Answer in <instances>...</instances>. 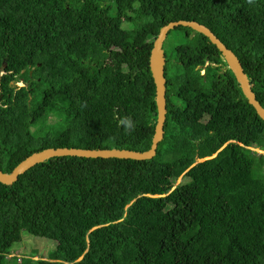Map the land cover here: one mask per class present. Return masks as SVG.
Instances as JSON below:
<instances>
[{
  "label": "trees",
  "instance_id": "1",
  "mask_svg": "<svg viewBox=\"0 0 264 264\" xmlns=\"http://www.w3.org/2000/svg\"><path fill=\"white\" fill-rule=\"evenodd\" d=\"M181 20L236 54L264 107V0H0L1 169L50 148L150 150V55ZM177 29L157 155L53 158L0 183V264H264V155L251 150L264 121L216 46ZM23 230L56 252L9 260Z\"/></svg>",
  "mask_w": 264,
  "mask_h": 264
},
{
  "label": "water",
  "instance_id": "2",
  "mask_svg": "<svg viewBox=\"0 0 264 264\" xmlns=\"http://www.w3.org/2000/svg\"><path fill=\"white\" fill-rule=\"evenodd\" d=\"M179 27L190 28L193 34L200 33L207 37L221 53L228 68L234 74L239 83L243 95L249 105H251L257 115L264 121V107L257 99L254 92V83L245 73L244 68L236 54L209 29L207 26L195 21H177L164 26L156 38L150 55V70L156 86V106L157 125L150 150L138 152L127 149H80V148H50L41 152H36L23 160L11 173H6L0 168V183L12 186L18 182L19 177L35 166L53 158L77 157L85 159H123L145 161L151 160L157 155L159 144L165 137V124L167 120V78L165 75L167 60L165 57L164 44L169 33ZM6 66V65H5ZM2 96H0V100ZM215 157V156H214ZM213 157V158H214Z\"/></svg>",
  "mask_w": 264,
  "mask_h": 264
},
{
  "label": "rangeland",
  "instance_id": "3",
  "mask_svg": "<svg viewBox=\"0 0 264 264\" xmlns=\"http://www.w3.org/2000/svg\"><path fill=\"white\" fill-rule=\"evenodd\" d=\"M183 37V31L182 30H174L172 37H170L169 40H167L165 42L164 45V50H166L167 54H169V45H174V43L176 41H179L181 38ZM226 68L224 67V70ZM202 74H204V72H201ZM23 85H20V88ZM253 152H256L258 154L264 155V152L258 150V149H254L253 148ZM197 162H199V160H197ZM180 183V180L178 181V184ZM177 184V186H178ZM21 245H23V250L25 251V254H20L18 252L21 251V249L19 248ZM57 246H58V242L56 240L53 239H48V238H44V237H37V236H33L31 234H29L27 231L23 230L22 231V242L19 245H15V247L13 248V253H15L16 256L14 257H18V258H22V260L24 259V257H30L27 256V253H36L38 254V257H35V260L40 259V258H45V259H49L50 255L54 252H56L57 250ZM16 259H14L13 261H15Z\"/></svg>",
  "mask_w": 264,
  "mask_h": 264
},
{
  "label": "clouds",
  "instance_id": "4",
  "mask_svg": "<svg viewBox=\"0 0 264 264\" xmlns=\"http://www.w3.org/2000/svg\"><path fill=\"white\" fill-rule=\"evenodd\" d=\"M209 29H210V28H209ZM167 38H168V37H167ZM155 40H156V39H155ZM166 41H167V40H166ZM166 41H165V42H166ZM154 42H155V41H154ZM153 45H154V44H153ZM164 45H165V44H164ZM164 51H165V50H164ZM165 57H166V53H165ZM166 59H167V57H166ZM202 71H203L204 73H206V70H205V69H203ZM202 71H201V72H202ZM202 75H204V74H202ZM22 81H23V80H22ZM18 83H20V82H18ZM18 83H17V84H18ZM17 84H16V87H17L18 89H20V85H23V86H21V88L25 86L24 82L18 84L19 87L17 86ZM167 84H168V83H167ZM0 96H1V95H0ZM167 111H168V110H167ZM167 114H168V113H167ZM166 121H167V120H166ZM165 125H166V124H165ZM164 138H165V137H164ZM225 147H226V146H225ZM225 147H224V148H225ZM158 148H159V147H158ZM94 150H97V149H94ZM251 150L253 151V148H251ZM255 150H256V149H255ZM258 150H259V149H258ZM262 152H264V151H262ZM216 156H217V155H215V157H216ZM215 157H214V158H215ZM212 158H213V157H212ZM210 159H211V158H210ZM205 160H208V159H202V160L199 159V162H197V163H201V162H203V161H205ZM0 168H1V167H0ZM2 171H3V170H2ZM175 189H176V188H174L173 190H175ZM14 256H16L15 253H13L11 256H9V257H7V258H8L9 260H11L12 258H13V259H18L19 261L22 260V258H21V259L18 258L19 256H18V257H14ZM24 258H26V257H24ZM34 259H35V258H34Z\"/></svg>",
  "mask_w": 264,
  "mask_h": 264
},
{
  "label": "flooded vegetation",
  "instance_id": "5",
  "mask_svg": "<svg viewBox=\"0 0 264 264\" xmlns=\"http://www.w3.org/2000/svg\"><path fill=\"white\" fill-rule=\"evenodd\" d=\"M206 73H204V75H205ZM20 83H23V81H19ZM20 83H18V84H20ZM18 84H17V86H18ZM19 87V86H18ZM2 100V99H1Z\"/></svg>",
  "mask_w": 264,
  "mask_h": 264
}]
</instances>
